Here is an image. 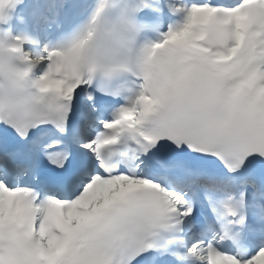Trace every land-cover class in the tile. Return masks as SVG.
I'll return each instance as SVG.
<instances>
[{
  "label": "snow or ice",
  "instance_id": "obj_1",
  "mask_svg": "<svg viewBox=\"0 0 264 264\" xmlns=\"http://www.w3.org/2000/svg\"><path fill=\"white\" fill-rule=\"evenodd\" d=\"M0 264H264V0H0Z\"/></svg>",
  "mask_w": 264,
  "mask_h": 264
}]
</instances>
